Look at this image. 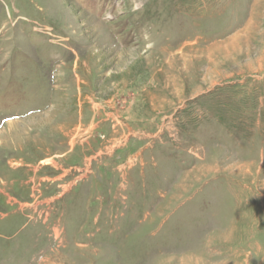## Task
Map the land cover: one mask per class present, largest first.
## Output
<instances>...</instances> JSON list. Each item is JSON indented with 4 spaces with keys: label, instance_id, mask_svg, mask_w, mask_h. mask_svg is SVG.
<instances>
[{
    "label": "rangeland",
    "instance_id": "374dc122",
    "mask_svg": "<svg viewBox=\"0 0 264 264\" xmlns=\"http://www.w3.org/2000/svg\"><path fill=\"white\" fill-rule=\"evenodd\" d=\"M0 264H264V0H0Z\"/></svg>",
    "mask_w": 264,
    "mask_h": 264
}]
</instances>
